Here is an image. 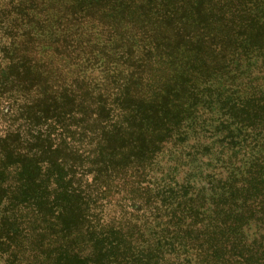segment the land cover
I'll use <instances>...</instances> for the list:
<instances>
[{
    "label": "trees",
    "instance_id": "16d2710c",
    "mask_svg": "<svg viewBox=\"0 0 264 264\" xmlns=\"http://www.w3.org/2000/svg\"><path fill=\"white\" fill-rule=\"evenodd\" d=\"M0 264H264V0H0Z\"/></svg>",
    "mask_w": 264,
    "mask_h": 264
},
{
    "label": "rangeland",
    "instance_id": "374dc122",
    "mask_svg": "<svg viewBox=\"0 0 264 264\" xmlns=\"http://www.w3.org/2000/svg\"><path fill=\"white\" fill-rule=\"evenodd\" d=\"M200 164V162L198 161V160H196L194 163H193V166H198ZM196 177H198V176H196Z\"/></svg>",
    "mask_w": 264,
    "mask_h": 264
}]
</instances>
